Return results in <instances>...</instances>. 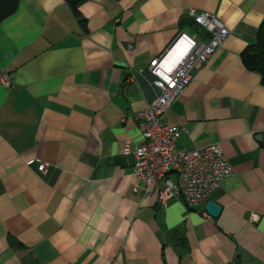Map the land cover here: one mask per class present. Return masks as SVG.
<instances>
[{
	"label": "crops",
	"instance_id": "0c3cea01",
	"mask_svg": "<svg viewBox=\"0 0 264 264\" xmlns=\"http://www.w3.org/2000/svg\"><path fill=\"white\" fill-rule=\"evenodd\" d=\"M229 28L164 114L182 150L218 143L232 167L209 197L161 203L133 177L151 89L128 82L180 31ZM19 0L0 21V264H264V82L241 59L264 0ZM118 18V21L116 19ZM38 158L48 164L41 172ZM175 179V175L171 174ZM212 200L216 216L205 210Z\"/></svg>",
	"mask_w": 264,
	"mask_h": 264
},
{
	"label": "built area",
	"instance_id": "2783aa9c",
	"mask_svg": "<svg viewBox=\"0 0 264 264\" xmlns=\"http://www.w3.org/2000/svg\"><path fill=\"white\" fill-rule=\"evenodd\" d=\"M188 14L209 33V38L200 41L180 30L160 55L151 59L146 67L129 74L128 82L147 80L151 96L145 108L135 114V118L142 121V141L133 149L124 144L123 152L134 155L132 175L142 184L145 194L154 185L159 188V202L180 197L186 205L192 206L205 201L232 173V167L218 143L192 150L178 149L175 140L181 129L168 124L163 117L190 83L193 68L203 64L229 34L228 26L212 13L192 8ZM0 83L7 88L10 86L12 79L8 73L0 74ZM28 163H35L41 172L48 167L38 158Z\"/></svg>",
	"mask_w": 264,
	"mask_h": 264
},
{
	"label": "trees",
	"instance_id": "16d2710c",
	"mask_svg": "<svg viewBox=\"0 0 264 264\" xmlns=\"http://www.w3.org/2000/svg\"><path fill=\"white\" fill-rule=\"evenodd\" d=\"M73 15L83 24L84 19L80 17L78 6L85 0H64ZM19 0H0V21L11 15L17 9ZM244 66L260 74L264 82V19L258 26L256 40L248 45L241 53Z\"/></svg>",
	"mask_w": 264,
	"mask_h": 264
},
{
	"label": "water",
	"instance_id": "95a60500",
	"mask_svg": "<svg viewBox=\"0 0 264 264\" xmlns=\"http://www.w3.org/2000/svg\"><path fill=\"white\" fill-rule=\"evenodd\" d=\"M205 210L212 216H216L220 210L221 207L217 203H215L212 200H208L205 204Z\"/></svg>",
	"mask_w": 264,
	"mask_h": 264
}]
</instances>
